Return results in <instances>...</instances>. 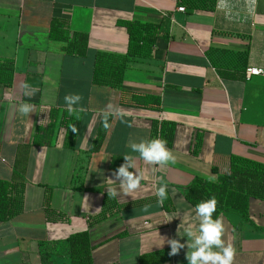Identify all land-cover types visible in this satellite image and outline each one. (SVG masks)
<instances>
[{
  "label": "crops",
  "instance_id": "obj_1",
  "mask_svg": "<svg viewBox=\"0 0 264 264\" xmlns=\"http://www.w3.org/2000/svg\"><path fill=\"white\" fill-rule=\"evenodd\" d=\"M179 7V0H0V62L14 63L11 87L0 84V181L23 197L22 211L0 222V264H42L40 243H58L59 252L82 232L89 233L93 264H188L187 247L166 262L146 257L170 252L162 237L186 244L177 232L198 226L185 199L189 185L210 177L217 183L233 156L264 164V77L245 79L247 68L264 71V0H217L213 11ZM54 19L65 21L71 36H88L85 56L68 55L65 42L50 38ZM121 22L158 26L154 57L132 61L120 90L95 86L96 55L127 53ZM25 83L38 89L34 96L24 94ZM121 91L158 96L161 109L122 106ZM67 93L81 94L86 109L70 147ZM21 102L33 104L34 113L21 116ZM109 104L121 116L92 151ZM53 109L59 118L52 145L35 146L36 129L49 125ZM154 122L176 125L169 148L176 162L157 167L137 158L144 179L125 195L110 179L130 141L153 137ZM161 183L168 191L163 205L155 192ZM108 188L119 194L109 198ZM103 212L107 218L95 223ZM220 217L226 242L236 248L234 264H264V202L250 200L249 222L234 213ZM52 260L71 264L64 254Z\"/></svg>",
  "mask_w": 264,
  "mask_h": 264
},
{
  "label": "trees",
  "instance_id": "obj_2",
  "mask_svg": "<svg viewBox=\"0 0 264 264\" xmlns=\"http://www.w3.org/2000/svg\"><path fill=\"white\" fill-rule=\"evenodd\" d=\"M217 0H179V6L186 10L213 11ZM129 35V45L126 55L116 56L107 53H98L94 63L93 84L100 87L122 89L124 76L130 63L135 59H152L156 43L161 37L158 26L146 25L137 22H121ZM50 38L55 41L65 42L64 51L68 55L85 56L88 50V36L75 33L73 36L67 30V23L54 19L50 28ZM14 63L12 61L0 62V84L10 88L13 83ZM120 104L122 106L137 107L142 109L160 110L161 99L153 95H141L121 91ZM59 118V111L53 109L50 114V123L47 127H39L33 139V144L39 147H50L53 142ZM63 125L67 129L66 145L71 146V141L76 133H73L69 125L74 124L78 128V120L63 113ZM112 118L109 119V123ZM153 137L167 141V147L171 148L174 140L176 125L170 122H154ZM109 128L102 126L98 139L93 144L92 151L98 150L106 137ZM215 171V170H214ZM216 172V171H215ZM216 196L218 200L215 216L225 213H234L242 218L243 222H249V202L257 199L264 202V164L251 159L233 156L230 159L229 172L219 174L218 182L211 183L203 179H195L188 187L185 195L186 201L195 208L201 200H207L210 196ZM23 209V197L14 184L0 181V222H7L17 216ZM48 220L55 213L50 206L47 207ZM107 218L103 212L95 223ZM51 222V221H50ZM94 223V224H95ZM63 250L58 252V243H40L39 250L42 264H53L54 256L64 254L71 264H93L92 248L88 232L71 235L64 243ZM169 252H160L146 257L150 263H161L170 260ZM145 262V260H142Z\"/></svg>",
  "mask_w": 264,
  "mask_h": 264
},
{
  "label": "clouds",
  "instance_id": "obj_3",
  "mask_svg": "<svg viewBox=\"0 0 264 264\" xmlns=\"http://www.w3.org/2000/svg\"><path fill=\"white\" fill-rule=\"evenodd\" d=\"M224 4V0H221ZM24 94L26 96H34L38 89L31 85L24 84ZM83 97L79 93H67L64 96L65 110L69 116L75 115L79 120V114L85 112L86 109L82 106L81 101ZM18 113L21 116H30L34 113L35 106L28 102H21L18 105ZM121 116V112L114 105L109 104L101 112L102 127L107 130L110 128L109 119ZM123 122V121H122ZM73 133L78 129L74 124L69 125ZM130 153L123 155L124 163L121 164L114 172L110 179L117 182L118 188L125 195L131 196L141 187V181L144 179L143 174L137 171V158L145 163L157 167L167 166L176 162V156L173 151L167 147V141L162 138L141 139L137 141H130ZM132 153L138 154L137 156ZM131 169V170H130ZM216 177H210V182H214ZM157 202L163 205L164 201L168 199L167 184L161 183L155 189ZM108 197L115 198L119 192L117 188L107 189ZM218 200L216 196H210L207 200H201L195 205V216L198 220V226H187L184 228V234L187 242L181 243L178 239L163 238L164 243L170 246L168 255H178L180 250L187 247L185 258L188 264H234L236 256V248L233 243L226 242L225 226L223 219L214 214L217 211ZM147 206H145L146 210ZM172 220V219H171ZM169 220V221H171ZM168 221V222H169ZM179 229V228H178ZM162 245V247H163Z\"/></svg>",
  "mask_w": 264,
  "mask_h": 264
},
{
  "label": "built area",
  "instance_id": "obj_4",
  "mask_svg": "<svg viewBox=\"0 0 264 264\" xmlns=\"http://www.w3.org/2000/svg\"><path fill=\"white\" fill-rule=\"evenodd\" d=\"M179 12H186V9L184 7L178 8ZM256 77H264V71L257 68H247L245 71V79L246 81H251L253 78Z\"/></svg>",
  "mask_w": 264,
  "mask_h": 264
},
{
  "label": "rangeland",
  "instance_id": "obj_5",
  "mask_svg": "<svg viewBox=\"0 0 264 264\" xmlns=\"http://www.w3.org/2000/svg\"><path fill=\"white\" fill-rule=\"evenodd\" d=\"M63 257L61 256L60 259H62Z\"/></svg>",
  "mask_w": 264,
  "mask_h": 264
}]
</instances>
